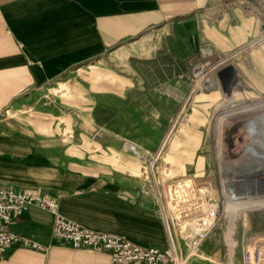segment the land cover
<instances>
[{
  "label": "crops",
  "instance_id": "0c3cea01",
  "mask_svg": "<svg viewBox=\"0 0 264 264\" xmlns=\"http://www.w3.org/2000/svg\"><path fill=\"white\" fill-rule=\"evenodd\" d=\"M232 1L0 0V185L58 197L63 215L92 230L182 252L166 193L187 186L162 184L158 164L182 144L171 134L187 67L176 61L165 72L162 63L149 74L139 62L158 55L168 31L187 21L200 42L198 61L233 55L241 84L260 90L252 79L264 80V39L250 44L264 19ZM53 83L61 84L64 109L32 102ZM53 219L37 206L15 218L10 228L46 249L13 244L0 264H113L109 252L57 240Z\"/></svg>",
  "mask_w": 264,
  "mask_h": 264
},
{
  "label": "rangeland",
  "instance_id": "374dc122",
  "mask_svg": "<svg viewBox=\"0 0 264 264\" xmlns=\"http://www.w3.org/2000/svg\"><path fill=\"white\" fill-rule=\"evenodd\" d=\"M230 3L251 14L257 13L261 21L264 19V0ZM168 32L164 41L157 45L159 54L149 53L151 57L141 60L139 68L141 72L152 74L161 70L162 63H165V72L172 69L176 61L187 67V76L181 80V110L174 114L175 128L171 134V137L178 136L182 144L163 151L158 164L162 184L187 186L185 194L188 198L184 206L172 205L176 197L172 188L168 187L166 193L176 214L174 220H170L171 227L173 232L174 229L179 232L183 248L175 258L177 264H243V238L251 236L255 240L259 237L264 241V206L235 209L234 202L226 201L231 190H225L222 179L233 166L255 165L264 173V80L260 84L252 79L260 90H255L249 82H240L241 85L235 89L237 93L231 96L223 92L218 80L215 90H198L190 95L189 76L201 57L200 42L195 37L194 25L189 26L187 21ZM157 56L164 57V60L157 61ZM261 69L260 75L264 77V66ZM61 98V84L53 83L35 92L32 102L58 110L63 108ZM133 162L149 174L148 163L141 162L136 156ZM148 179L151 180L150 175ZM212 199L219 202L222 218L214 233L195 250L189 242V236L195 229L190 214L204 210ZM181 208L188 224L177 216Z\"/></svg>",
  "mask_w": 264,
  "mask_h": 264
},
{
  "label": "built area",
  "instance_id": "2783aa9c",
  "mask_svg": "<svg viewBox=\"0 0 264 264\" xmlns=\"http://www.w3.org/2000/svg\"><path fill=\"white\" fill-rule=\"evenodd\" d=\"M264 39L262 36L250 45H257ZM233 55L198 61L191 74L192 93L203 90L211 92L218 86L217 72L231 62ZM130 148L135 150L130 145ZM188 196L185 191L179 192L172 202L174 207L184 206ZM189 200V199H188ZM32 206L49 211L53 215V235L74 247H88L110 253L113 264H177L173 247H144L125 235L92 230L67 218L61 212L58 197H52L32 187L0 185V258L13 244L45 250L42 242L30 235L16 232L10 228L15 218L25 214ZM190 217L195 225L193 235L189 236L190 247L198 249L204 239L214 233L221 221L220 204L212 199L204 210L191 212ZM243 264H264V241L248 236L243 238Z\"/></svg>",
  "mask_w": 264,
  "mask_h": 264
},
{
  "label": "bare ground",
  "instance_id": "6f19581e",
  "mask_svg": "<svg viewBox=\"0 0 264 264\" xmlns=\"http://www.w3.org/2000/svg\"><path fill=\"white\" fill-rule=\"evenodd\" d=\"M259 170V166L241 165L233 166L229 173L226 171L223 185L225 190H231L226 201L234 202L235 209L264 206V173Z\"/></svg>",
  "mask_w": 264,
  "mask_h": 264
},
{
  "label": "water",
  "instance_id": "95a60500",
  "mask_svg": "<svg viewBox=\"0 0 264 264\" xmlns=\"http://www.w3.org/2000/svg\"><path fill=\"white\" fill-rule=\"evenodd\" d=\"M219 83L223 92L231 96L240 85V75L234 64L229 63L217 72Z\"/></svg>",
  "mask_w": 264,
  "mask_h": 264
}]
</instances>
